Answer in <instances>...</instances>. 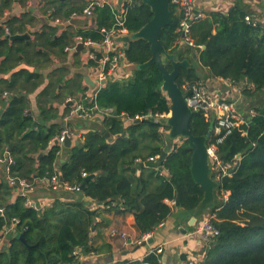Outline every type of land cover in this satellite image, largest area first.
Listing matches in <instances>:
<instances>
[{"label":"trees","instance_id":"obj_1","mask_svg":"<svg viewBox=\"0 0 264 264\" xmlns=\"http://www.w3.org/2000/svg\"><path fill=\"white\" fill-rule=\"evenodd\" d=\"M59 3L53 16L67 18L83 6L64 8L66 2ZM3 8L0 6V13ZM250 10L244 0H235L227 13L211 11L190 28L195 45L204 48L186 46L179 51L180 37L176 29L181 12L170 4L172 21L163 28L160 37L167 52L178 60L189 59L194 64L191 68H180L176 79L185 98L189 92L183 84L206 78L197 72V68H202L210 77H222L240 86L243 96L252 102L247 108L252 113L244 114L246 122L218 145L222 159L236 161L237 165L230 176L220 179L214 203L197 216L215 213L212 223L219 231L205 244L200 264H264V25L252 17L255 24L245 20ZM95 13L92 27L74 33L67 29L57 36L55 28L49 26L28 44L5 38L4 25L10 35L21 31L13 27L14 20L0 22V56H5L0 70L6 72L8 67L17 65L20 54L22 61L32 66V69L21 67L0 78V101L4 91L11 93L9 104L0 113V155L12 143L9 154L13 163L8 172L11 177L34 184L57 173L62 182L83 184L80 192L84 197L103 205L115 203L121 212L132 213L135 228L143 236L166 221L174 207L192 214L203 196L202 188L190 173L192 149L188 139L180 138L179 143L176 142L179 138L169 139L159 131L161 121L148 116L150 112L170 109L169 99L162 90L161 71L155 64L143 70L137 67L151 56L150 44L136 38L124 45V59L133 68L129 76L109 79L97 91L94 100L97 106L113 111L103 118L100 126L81 134L79 145L70 148L49 145L50 138L56 134L54 127L34 125V118L25 109L26 95L42 82L38 67L47 65L51 54L65 59L64 47L72 43L74 34L100 41L99 29L114 23L109 6L99 7ZM151 16L150 8L137 0L128 8L124 26L129 34L133 33ZM163 61L166 69L171 70V61L165 57ZM67 82L68 94L83 88L81 81ZM122 113L142 118L124 122ZM211 124L202 112L192 110L190 129L194 135L208 138ZM163 151L166 155L159 160ZM40 152L42 155L38 158ZM237 155L239 159L235 158ZM62 156H65L63 162ZM150 157L155 159L149 160ZM82 173L95 175L85 179ZM222 192H228L226 199ZM28 194L31 196V192ZM171 201L174 203L170 204ZM0 207L3 208L0 230L12 218L19 219L14 231L4 238L0 264H74L77 262L74 249L90 250L93 217L81 199L56 200L48 208L35 209L24 204L17 185L10 184L7 175L0 171ZM207 209L210 211L206 212ZM21 233L22 239L18 237ZM143 260L159 264V254L151 252Z\"/></svg>","mask_w":264,"mask_h":264},{"label":"crops","instance_id":"obj_2","mask_svg":"<svg viewBox=\"0 0 264 264\" xmlns=\"http://www.w3.org/2000/svg\"><path fill=\"white\" fill-rule=\"evenodd\" d=\"M59 1L66 2L64 8L79 5H83V8L89 2V0H0V6H4L0 13V22L14 20L12 23L13 27L21 31L13 35H27V38L11 39L8 37L10 36L8 28L4 25L5 38L9 39V41L22 40L25 44H28L35 41L36 35L49 26L55 28L57 36L67 29L72 33L84 29L86 23L81 20L80 23H72L64 27H58L51 22L53 18H63L60 15L53 16L56 13V7L60 5ZM234 1L195 0L194 9L201 11L204 15L203 18H205L208 13L214 10L220 13H227L228 9L234 4ZM244 1L251 9L248 15L264 25V1ZM19 45L24 48L23 43H19ZM124 45L125 42L123 41L122 47ZM179 45L182 50L187 46L181 41H179ZM25 51L27 52V49ZM74 51L78 52V54L75 55ZM64 52H66L65 59L51 54L48 64L38 67V72L42 74V82L37 88L26 95L25 109L34 118V125L42 124L48 129L54 127L55 133L61 129L63 114L72 104V102H65L66 97L70 96L75 99L84 97V95L90 96L97 85L93 69L94 65L90 61H87L85 51L76 49ZM4 58L5 56L1 55L0 62ZM22 58L23 55L20 54L18 64L14 67H8L6 72L0 70V78L8 77L11 72L21 67L32 69V66L22 61ZM202 70H204L203 75L206 77L205 80L209 84L210 89L221 97L231 101L236 100L237 106L245 114L249 101L243 96L240 86L228 82L219 83L217 78L210 77L205 69ZM58 78H61L59 82L57 81ZM66 81L70 84L81 81L83 88L80 92H73V95L68 94L69 89L67 88ZM4 92L8 93L9 98L5 103L0 101V104H2L0 113L7 107L11 98L9 91L6 90ZM102 120L98 116L92 119L71 120L70 127L74 132V136L71 138L70 146H63L70 148L79 145L82 141L80 135L91 128L100 126ZM75 142L78 143L75 144ZM12 146L13 144L11 143L8 147V152H10ZM41 155L42 152L37 157L39 158ZM64 159L65 156H62L60 161L63 162ZM0 171L6 174V166L3 163H0ZM33 185L34 190L31 192V196L39 210L50 207L56 200L70 202L78 199L84 201L85 206L91 210L93 224L90 228L88 241L90 250L75 249L77 252L75 254L77 262L74 264H118L126 261L132 262V264H149L143 259L151 250L157 248H160L158 252L159 264H186L189 258H196L201 261L204 256L206 243L192 232L195 226L206 215L205 212V215L197 218L195 224L190 226L188 225V220L191 214L178 207H174L172 215L154 231L139 236L134 225L132 213L121 212V208L117 207L115 203L103 205L101 202H95L84 197L80 191L53 190L47 186L44 179L34 181ZM182 228L187 229V232L183 233ZM147 239H151V241L142 244V241ZM91 248H97L98 250L93 251Z\"/></svg>","mask_w":264,"mask_h":264},{"label":"built area","instance_id":"obj_3","mask_svg":"<svg viewBox=\"0 0 264 264\" xmlns=\"http://www.w3.org/2000/svg\"><path fill=\"white\" fill-rule=\"evenodd\" d=\"M137 0H89V2L80 10L72 11L67 18H53L51 22L58 27H64L74 23L76 20H81L86 23L85 28L93 26L95 19V11L99 7L109 6L113 13L114 23L109 27H101L99 29L102 34L100 41H94L89 38H84L80 34H74L72 43L64 47V51L76 50L78 44H82L85 48V54L87 61H94L93 66L96 88L90 94V96L84 95V97L72 98L67 96L66 103L72 102L71 106L63 114V125L61 129L53 135L49 140V145H56L62 147L66 138H73V130L70 127V122L73 119H92L96 116L101 120L112 112V109H100L94 102L97 91L108 81L109 79H121L129 76L128 63L124 59L123 54V37L129 35L128 30L124 26L127 10ZM170 4L174 5L181 12V19L179 21L176 31L179 34L182 43L191 47L196 46L202 48V45H195L193 39L190 36V28L192 23L198 21L204 17L201 11L194 9L195 0H170ZM245 20L255 24V21L251 19L249 15H245ZM219 83L228 82L233 84L228 79L222 77H215ZM183 88L189 92V96L186 98L190 108L192 110L200 111L207 120L212 122L210 134L206 140V151L210 163V176L212 179L218 182L223 176H230L233 169L236 167V161L228 162L222 159L218 152V145L221 144L232 131L239 127L242 123L246 122V118L242 111L237 106L236 100H229L219 96L218 93L210 89L209 84L205 78H200L194 82H185ZM3 102L8 101V93L3 92L1 95ZM91 102V104H88ZM2 104H0V108ZM1 111V109H0ZM248 114L252 113V110L247 111ZM170 115L168 112L148 114L149 117L161 121L159 131L162 134L168 135L169 128H167L166 119ZM124 122H130L134 119H141L142 116L136 115L129 117L125 113L121 114ZM69 124V125H68ZM157 157V156H156ZM239 159L237 155L235 157ZM155 159L150 157L149 160ZM0 163L6 166V175L10 184H16L18 195L24 197V204L37 209V205L32 196L28 193L34 190L33 183L26 179H16L11 177L8 172L10 165L13 163V159L8 151H3L0 155ZM86 176V173H82ZM48 187L53 190L64 189L68 191L79 192L80 186L72 185L68 182H62L57 173L44 179ZM228 192H222L223 199H226ZM174 202L171 201L170 204ZM0 214H3V208L0 207ZM215 217V213H206L202 220L195 226L193 234L199 236L202 241L207 243L211 238L217 236L219 231L213 225L212 219ZM19 223V219L12 218L8 225H4L0 230V248L4 242V238L10 232H13L15 226ZM160 248L151 250L150 253H158ZM73 254H77L74 249ZM186 264H200V259L189 258Z\"/></svg>","mask_w":264,"mask_h":264},{"label":"water","instance_id":"obj_4","mask_svg":"<svg viewBox=\"0 0 264 264\" xmlns=\"http://www.w3.org/2000/svg\"><path fill=\"white\" fill-rule=\"evenodd\" d=\"M140 2L146 4L150 8L152 13L151 19L138 30L130 33L129 35H125L122 39L125 42V45L131 39L136 38L144 39L150 44L151 56L147 61L138 64L137 67L143 70L152 64H155L161 71L162 90L170 102V115L166 119V124L169 127L168 138L171 140H175L176 138H187L188 145L192 149L190 173L194 182L203 190L202 199L195 206L188 220V225L192 226L195 224L197 216L214 203L215 190L219 186L218 182L210 176V163L206 151L207 136L194 135L191 132L190 121L192 109L184 97L181 88L176 82L180 68H191L194 64L191 63L189 59H176L174 54L166 51L160 41L163 28L172 21L170 0H140ZM74 23H80V20H76ZM8 37L11 39H23L27 38V35H10ZM202 48H204V46H202ZM76 49L85 51L82 44H78ZM181 50L182 48L179 49V51ZM163 57L171 61V70L166 69ZM193 57H196L195 52L193 53ZM105 135L108 136V132H106ZM77 143L78 142H75V144ZM64 145L66 147L70 146L71 139L66 138L64 140ZM165 155L166 152L163 151L161 155H159V160L163 159ZM93 176L94 174H88L85 176V179H90ZM83 188L84 185H80V189L83 190ZM182 232L186 233L187 229L182 228ZM19 238H23L22 233L19 235ZM149 241H151V239L144 240L142 241V244Z\"/></svg>","mask_w":264,"mask_h":264},{"label":"rangeland","instance_id":"obj_5","mask_svg":"<svg viewBox=\"0 0 264 264\" xmlns=\"http://www.w3.org/2000/svg\"><path fill=\"white\" fill-rule=\"evenodd\" d=\"M128 68H129V67H128ZM132 68H133V66H131L129 69L131 70ZM203 71H204V70H202V68H199V69L197 68V72H198L199 74L203 75V74H204ZM248 101H249V100H248ZM251 103H252V102L249 101L248 106H250ZM248 106H247V107H248ZM176 142L179 143V142H180V138L177 139ZM207 211H210V209H207L206 212H207ZM207 213H208V212H207Z\"/></svg>","mask_w":264,"mask_h":264}]
</instances>
